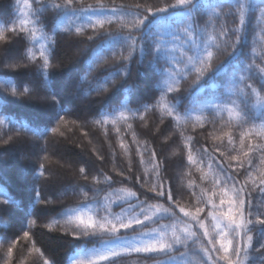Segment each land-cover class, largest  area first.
Listing matches in <instances>:
<instances>
[{
	"label": "snow or ice",
	"instance_id": "6c2138e0",
	"mask_svg": "<svg viewBox=\"0 0 264 264\" xmlns=\"http://www.w3.org/2000/svg\"><path fill=\"white\" fill-rule=\"evenodd\" d=\"M9 8L0 17V217L22 206L4 180L17 158L27 203L20 230L0 231V264H264V0ZM65 44L74 71L58 91ZM21 72L23 88L12 79ZM93 95L97 107L77 108ZM36 100L48 108L43 124L9 110ZM89 126L102 130L100 146ZM71 144L83 159L66 158ZM37 228L59 233L70 253L51 254Z\"/></svg>",
	"mask_w": 264,
	"mask_h": 264
},
{
	"label": "trees",
	"instance_id": "16d2710c",
	"mask_svg": "<svg viewBox=\"0 0 264 264\" xmlns=\"http://www.w3.org/2000/svg\"><path fill=\"white\" fill-rule=\"evenodd\" d=\"M12 2L13 0H0V17L8 15L10 11L9 4ZM22 2L23 0H21V3ZM88 2H91V0H88ZM74 52H75L74 47L70 46L69 44H65L61 49L58 59L62 57L63 63L65 65H68V61L71 58V56L74 54ZM73 71L74 70L71 65H68V67L66 68H61L57 70V75L55 77L54 82L56 85V89L58 91L64 90V81L66 77L69 75V73ZM12 79L14 82L19 84L21 88H23L24 84L28 81L29 77L25 73L21 72L12 76ZM35 87L37 88V91L34 93V95L37 96L45 95V92L43 91L42 88L39 87V85H36ZM66 99L70 100L71 98L66 97ZM120 99H123V95H121ZM100 102H101L100 97L93 95L92 97H84L82 98V100L76 101L75 104L77 108H79L81 104H87L91 107H97ZM104 103H107V101H105ZM9 110L10 112L16 113L18 117H24L26 119L35 120L36 122L43 124L46 122L45 113L48 111V108L44 105L42 101L36 100L35 102H22L11 105L9 106ZM156 122L158 123V120ZM86 130L89 131V138L92 139L93 144L100 146V144L103 143L104 138H103L102 130L94 128L92 126H89ZM74 139L75 142L82 143L86 149H90L92 147V145L87 144V141L80 134L79 130L76 131ZM110 139L113 145H115L116 137L115 134L112 133L111 131H110ZM126 139L130 141L131 136L130 135L126 136ZM139 139L143 140L145 139V137L139 136ZM55 147L57 151L61 150L60 146H55ZM104 147L106 150L107 145L105 144ZM171 147H175V145H172ZM171 147L166 151L170 152ZM69 148L71 149V151H69L68 148L62 149L66 154V158L83 159L82 156H79L80 149L75 148L74 144L69 145ZM24 164H25L24 161H20L17 158L14 161H9L8 164L5 166V174H4L5 184L8 188L12 190V192L16 195V197L22 201V206L16 212L11 213L10 217L8 216L0 217V231L5 230V225H7L8 223H11L13 230L16 231L20 230V215L18 213L23 212L24 205L27 203V201L24 200V197L26 196L25 184L23 180L20 178L21 177L20 169L24 166ZM70 176H71V172L62 173L61 178L66 180ZM2 198L3 197H0V199ZM59 235H60L59 233H49L47 229H42V228L35 229V238L37 239L38 243L41 245H46L49 252L51 254H54L58 259H63L70 253V246L67 244V240L60 239Z\"/></svg>",
	"mask_w": 264,
	"mask_h": 264
}]
</instances>
